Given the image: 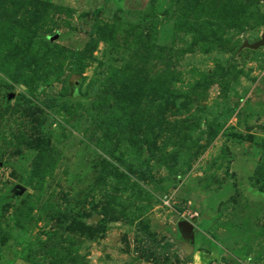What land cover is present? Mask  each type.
<instances>
[{"label":"rangeland","instance_id":"374dc122","mask_svg":"<svg viewBox=\"0 0 264 264\" xmlns=\"http://www.w3.org/2000/svg\"><path fill=\"white\" fill-rule=\"evenodd\" d=\"M263 36L264 0H0V264H264Z\"/></svg>","mask_w":264,"mask_h":264},{"label":"water","instance_id":"95a60500","mask_svg":"<svg viewBox=\"0 0 264 264\" xmlns=\"http://www.w3.org/2000/svg\"><path fill=\"white\" fill-rule=\"evenodd\" d=\"M264 45V36L260 43H258L254 48H259ZM179 227L186 231L187 234H190L193 232V226L188 222H181L179 223Z\"/></svg>","mask_w":264,"mask_h":264}]
</instances>
